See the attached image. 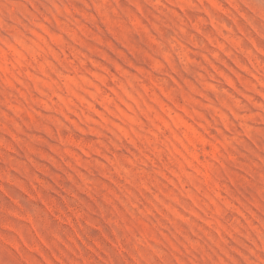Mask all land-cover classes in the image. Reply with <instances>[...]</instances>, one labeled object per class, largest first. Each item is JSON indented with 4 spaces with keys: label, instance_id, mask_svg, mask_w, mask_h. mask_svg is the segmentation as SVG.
<instances>
[{
    "label": "rangeland",
    "instance_id": "374dc122",
    "mask_svg": "<svg viewBox=\"0 0 264 264\" xmlns=\"http://www.w3.org/2000/svg\"><path fill=\"white\" fill-rule=\"evenodd\" d=\"M0 264H264V0H0Z\"/></svg>",
    "mask_w": 264,
    "mask_h": 264
}]
</instances>
